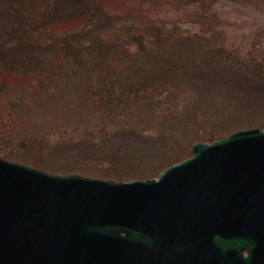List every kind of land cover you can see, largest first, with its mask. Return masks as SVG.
I'll use <instances>...</instances> for the list:
<instances>
[{
  "label": "rangeland",
  "instance_id": "rangeland-1",
  "mask_svg": "<svg viewBox=\"0 0 264 264\" xmlns=\"http://www.w3.org/2000/svg\"><path fill=\"white\" fill-rule=\"evenodd\" d=\"M44 1L0 0V156L130 181L264 128V0Z\"/></svg>",
  "mask_w": 264,
  "mask_h": 264
},
{
  "label": "water",
  "instance_id": "water-1",
  "mask_svg": "<svg viewBox=\"0 0 264 264\" xmlns=\"http://www.w3.org/2000/svg\"><path fill=\"white\" fill-rule=\"evenodd\" d=\"M192 154L130 184L0 158V264H264V131Z\"/></svg>",
  "mask_w": 264,
  "mask_h": 264
}]
</instances>
